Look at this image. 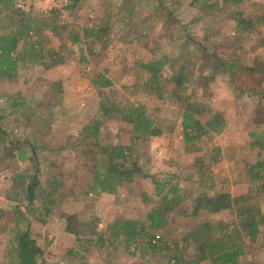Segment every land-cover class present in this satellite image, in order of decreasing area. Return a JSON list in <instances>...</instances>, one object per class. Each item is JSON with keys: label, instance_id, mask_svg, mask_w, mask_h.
<instances>
[{"label": "rangeland", "instance_id": "obj_1", "mask_svg": "<svg viewBox=\"0 0 264 264\" xmlns=\"http://www.w3.org/2000/svg\"><path fill=\"white\" fill-rule=\"evenodd\" d=\"M130 1L133 4L138 3V0ZM122 2L124 0H82L75 9L62 10L59 23L63 26V31L56 36L47 31L44 34L47 39L44 40L41 37L40 41L44 42L45 49L56 50L58 46L64 44L66 48L61 49L65 52L64 61L55 66L48 57L45 61L50 66H45L42 63L32 64L18 60L15 77L0 80V126L5 129L10 142L17 146L15 150L4 151L1 142L4 136L0 135V154L5 152L7 155L0 160V208L5 212L7 220L13 219V206L18 203L15 199L17 192L10 191L14 186L11 181L12 177L23 171L33 173L36 169L34 159L39 156L38 159L41 158L42 161L38 167L42 170L41 180L44 183L48 177L47 172L51 168L46 167L47 163L41 157L40 148L44 144L49 147L63 146L56 152V165L52 170L65 176L67 185L63 193L67 198L58 199L59 211L44 216L45 222L36 219L30 221L31 237L42 250L38 258L40 264L41 262L42 264H99L106 256L113 260V264H168L167 258L160 254L149 253L145 261L139 257V254L126 253L124 244L121 242L90 246L87 251L83 252V257H79L78 252H82L79 247L80 241L64 231V218L69 213L78 215L82 223L81 236L91 238L93 234L88 233V228L83 225L85 220L96 218V230L103 232L108 224L117 218L142 220L148 209V206L141 203L139 198L133 197V192L138 190L132 185L120 188L117 193L108 197L109 199L106 198L110 201L83 199L82 193L92 176L95 155L88 147V143L78 137V134L82 122L91 120V116L98 113V96L91 83V78L97 72L105 74L112 80L113 86L108 89V93L114 101L131 100L144 103L150 110L158 108L155 126L160 133L150 137L147 141L139 142L135 149V157L145 170L160 178H163V172L168 171L183 170L184 175L191 174V179H182V183L185 186L188 184L186 191L188 197L192 198L200 191L191 182L196 180V176L193 175L196 174L194 170L198 168L194 165L196 154L188 155L183 150L182 131L179 124L181 108L179 104L172 102L175 98L171 94L174 83L162 80V98L152 94L151 91H146L147 88L142 84L141 86H138V83L135 85L138 78L143 79L142 76L146 74L140 64L153 58L168 56L170 69H166L161 74V79L166 78L170 72H177L184 84H190V88L188 87L185 92L189 102L201 101L208 107L210 101L213 104L210 107L218 111L224 121L226 120L223 129L211 134V137L201 138V142H206L200 144L204 146V151L211 148L210 144L220 146L231 144L230 148H233L232 164L228 162L224 155L226 150H224L222 158L211 166V174L215 178L228 176L229 192L232 196L244 193L248 187L246 168L241 162L253 161L258 147L256 142L246 135L245 128L241 124L251 123L260 115L251 113L252 106L248 104L249 98L246 94L236 92L226 81L214 83L208 80L209 85L204 94L199 84L203 82L201 77L207 74L209 65L201 60L200 55L203 52L197 40L207 46L208 52L215 50L218 55L225 54L226 56L233 50H237L240 60L247 68L256 64L255 61L253 64L255 52L256 55L260 54V57L264 56V24L250 32L240 34L235 30V22L227 16L231 6L223 0H217L215 9L207 16L197 14L195 8L188 0H185L177 9L181 12L180 20L186 24L185 32L180 33L174 30L168 32V35L164 34V30H160V19L154 29L153 38L141 44L133 33L123 36L128 30V27H124L121 23L124 12H116L114 9L113 18H118L119 23L108 31L107 35L93 36L87 40L70 43L73 31L81 32L82 27L92 26L93 22L100 21L102 17L106 19L103 16L104 10L108 7H118ZM64 3L65 0H16L15 5L35 17H42L50 8L61 7ZM138 7L139 5L136 8ZM240 8L246 14H264V0H248ZM0 16L2 19L0 32L12 30L9 12L0 11ZM134 16L132 15L134 23L141 21L140 17L138 19ZM196 16H198L197 20L191 23L190 20ZM105 21L108 22V19ZM186 32L192 34L193 42L190 43L186 38ZM154 41L159 43L157 49H154ZM80 46H82V52H80ZM20 51L22 52V49ZM82 55L87 57L86 63L80 61ZM263 62L264 60L261 64L264 66ZM196 71L201 76L200 79L194 81L192 77ZM245 78L240 74L234 77L241 90H244L241 86H245L243 83ZM254 86L257 87V84ZM255 109L260 111L258 107ZM58 111L61 116L54 118L51 112L55 114ZM238 111L241 114L238 115L239 119H235ZM77 113L82 116L80 122H75L74 116ZM207 117L208 115H203L201 120ZM108 125L115 133L117 140H123L129 133L125 121L120 118L110 120ZM28 136L38 146L35 154L32 153L31 146L24 143ZM16 142H21V144L17 145ZM74 143H79L81 147L75 150ZM261 153L264 156V151ZM9 191L10 199H6ZM212 192V190H206V196L198 197L196 217H191L188 213L184 215L171 213L172 221L166 226L165 234L180 238L197 220L204 218L225 222L235 221L236 216L232 208L218 210L214 206L211 198ZM259 200L264 210V198ZM26 210L23 209L24 213L32 217ZM3 233L4 229L0 224V264H13L14 256L9 259L5 258L7 252ZM246 244L249 243L246 242ZM254 247L260 249L258 260L264 264V236ZM69 248H73L70 253H68ZM130 250H133V247ZM191 251L188 249L185 256L187 260L191 256ZM253 255L248 248L244 258L252 260ZM199 264L211 263L209 260H204Z\"/></svg>", "mask_w": 264, "mask_h": 264}, {"label": "trees", "instance_id": "obj_2", "mask_svg": "<svg viewBox=\"0 0 264 264\" xmlns=\"http://www.w3.org/2000/svg\"><path fill=\"white\" fill-rule=\"evenodd\" d=\"M81 1L65 0L61 7H52L42 17H35L16 6V0H0V11H8L9 18L12 20V30L0 32V80L15 77L18 60L32 64L42 63L45 66H50L45 61V58L48 57L55 66L63 62L65 52H62L61 49L66 46L62 44L63 46H58L56 50L45 49L44 42H41L40 38L43 37L46 40L47 36L44 34L47 31L55 36L60 35V32L63 31V26L59 23L62 10L75 9ZM188 1L195 8V12L201 16L209 15L215 9L217 2V0ZM247 1L223 0L224 3L231 6L227 16L235 22V30L240 34L250 32L264 24V14L251 15L241 10L240 7ZM183 2L185 0H138L137 4H133L130 0H124L118 7H108L104 10L103 16L108 19V22L102 17L100 21L93 22L94 25L82 27L81 32L73 31L70 43L87 40L93 36L107 35L108 31H111L119 23L118 18H113L114 9L116 12H124L121 23L124 27H128V30L123 36L133 33L141 44H145L153 38L154 29L160 19V30L163 29L164 34L168 35V32L174 30H178L180 33L185 32L186 24L180 20L181 12L177 10ZM138 5L139 7L136 8ZM132 15L137 16L138 19L140 17L141 21L134 23ZM197 17H193L190 22L196 21ZM0 21H2L1 16ZM190 22L188 23L190 24ZM186 33L189 42H193L192 34ZM33 37L35 39L32 40ZM187 39L186 41H188ZM153 44L154 49H157L159 43L154 41ZM197 44L202 49L200 51L203 52L200 55L202 56L201 60L209 65L207 74L201 77L203 82L200 80L199 84V87L204 90V94L209 85L208 80L214 83L226 81L236 92H244L249 98L248 104L252 106L251 113L260 115L257 119L254 118L255 120L251 123L241 124L245 128L246 135L253 139L258 147L257 158L246 164L249 174L247 190L232 196L229 192L230 180L228 176L215 178L211 174V166L222 158L224 150H226L224 155L228 162L232 161L233 148H230L231 144L223 146L210 144L211 148L204 151V146L200 144L206 142H201V138L203 136L211 137V134L223 129L226 120L224 121L222 115L210 107V105L213 106L210 101L208 107L201 101L189 102L185 92L188 87L190 88V84H184L177 72H170L166 78L161 79V74L166 69H170L168 56L153 58L140 64L146 74L142 76L143 79L139 77L135 85L138 83V86H141L142 84L147 88L146 91H151L152 94L162 98V80L174 83L171 94L175 98L172 102L179 104L181 108L179 124L182 131L183 150L188 155L196 154V164L194 165L198 168L194 170L196 174H193L196 176V180L191 182L200 191L192 198L188 197L186 191L188 184L185 186L182 183V179L190 180L191 174L184 175L183 170L168 171L163 172V178H160L145 170L135 157V149L139 142L147 141L150 137L160 133L155 126L158 108L150 110L144 103L131 100L114 101L108 93V89L113 86L112 80L105 74L97 72L91 78V83L98 96V113L91 116V120L82 122L78 134V137L88 143V147L95 155L92 176L82 193L83 199H106L117 193L120 188L132 185L138 190L133 192V197L139 198L141 203L148 206V209L142 220L117 218L108 224L103 232L96 230V218L85 220L83 225L88 228V233L93 234L91 238L81 236L80 226L82 223L78 215L76 213L67 214L64 218V231L75 240L80 241L79 247L82 252H78L79 257H83V252L87 251L90 246L121 242L124 244L126 253L139 254V257L145 261H147L146 255L152 253L167 258L168 264H199L204 260H209L211 264L262 263L258 260L260 249L254 245L264 236V210L259 200L264 198V157H261V151H264V66L261 64L264 56L260 57V54H255L253 64L254 61L256 64L245 68L237 50L222 56L218 55L215 50L208 52L207 46L198 40ZM79 49L80 52L83 51L82 46ZM80 61L86 63L87 57L82 55ZM237 74L246 77L243 80L245 86H241L244 90H241L238 87L239 84L234 80ZM200 76L196 71L192 80L196 81L200 79ZM255 84L257 87L254 86ZM256 107L260 111H257ZM51 113L54 118L60 115L59 111L55 114ZM203 115H208V117L201 120ZM74 117L75 122H80L82 119L79 113ZM117 118L125 121L129 129V133L123 140H117L115 133L108 125L110 120ZM234 124L237 125L236 122ZM0 135L4 136V140L1 141L4 151L15 150L17 146L10 142L5 129L1 126ZM16 143L17 145L21 144V142ZM24 143L31 146L32 153L35 154L38 151V146L30 136L25 138ZM78 144L74 143L75 150L81 147ZM62 147H49L44 144L40 148L41 157L47 163L46 167L51 168L47 172L48 177L44 183L41 180L42 170L38 167L42 161L41 158L38 159L39 156L34 159L36 169L33 173L19 172L11 179L14 186L10 191L17 192L15 199L18 200V203L13 206L14 215L11 220L6 219L5 212L0 208V224L4 229V245L7 252L5 258L9 259L14 256L13 264H40L38 258L42 254V250L31 237L30 221L36 219L45 222L44 216L59 211L58 199L67 198L63 193L67 185L65 176L52 170L56 165V152ZM6 156L5 152L1 153L0 160ZM175 163L177 162L175 161ZM73 190L75 191L74 188ZM206 190L213 191L211 198L214 206L218 210L232 208L236 220L225 222L204 218L197 220L180 238L166 235L165 228L172 221L170 214L184 215L188 213L189 216L196 217L197 199L199 196H206ZM10 191L7 193L6 199H10ZM23 206L32 217L24 213ZM187 210L189 212H186ZM131 247L133 250H130ZM248 248L254 254L252 260L244 258ZM72 249L69 248L68 253L73 251ZM188 249L192 250L189 260L185 258ZM99 264H113V260L106 256Z\"/></svg>", "mask_w": 264, "mask_h": 264}, {"label": "crops", "instance_id": "obj_3", "mask_svg": "<svg viewBox=\"0 0 264 264\" xmlns=\"http://www.w3.org/2000/svg\"><path fill=\"white\" fill-rule=\"evenodd\" d=\"M249 51V50H248ZM255 54H256V52H255ZM239 114H241V112L240 111H238L237 113H236V117H235V119H239L238 118V115ZM257 152H258V150L255 152V154H254V156H255V159L257 158ZM223 154H224V152H223ZM261 157H264L263 155H262V153H261ZM235 163V162H234ZM248 162L247 161H243V162H241V164H243L242 166L243 167H245L246 169V182L248 183L249 182V174H248V167H247V164ZM230 164H232L231 162H230ZM238 166H240V165H238Z\"/></svg>", "mask_w": 264, "mask_h": 264}]
</instances>
